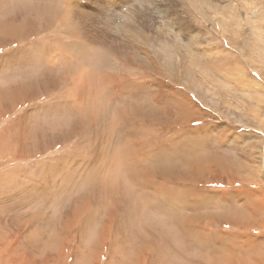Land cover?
<instances>
[{
  "label": "rangeland",
  "instance_id": "obj_1",
  "mask_svg": "<svg viewBox=\"0 0 264 264\" xmlns=\"http://www.w3.org/2000/svg\"><path fill=\"white\" fill-rule=\"evenodd\" d=\"M1 29L0 264H264V0H0Z\"/></svg>",
  "mask_w": 264,
  "mask_h": 264
},
{
  "label": "bare ground",
  "instance_id": "obj_2",
  "mask_svg": "<svg viewBox=\"0 0 264 264\" xmlns=\"http://www.w3.org/2000/svg\"><path fill=\"white\" fill-rule=\"evenodd\" d=\"M11 35V37L13 38V37H19V36H17V32H6V31H4L3 29H1L0 30V38L3 40L4 38H7V36L8 35ZM6 35V36H5ZM181 106V105H180ZM256 110V109H255ZM257 113V112H256ZM187 115H191V113H189V112H187ZM192 117V116H191ZM190 118V117H189ZM263 122V121H262ZM264 124V123H263ZM264 134V133H263ZM189 143V142H188ZM195 145V144H194ZM197 145V144H196ZM190 147V146H189ZM264 147V146H263ZM262 147V148H263ZM178 149V148H177ZM191 149V148H190ZM185 150H187V149H185ZM175 151V150H174ZM183 151V150H182ZM174 154V153H173ZM263 164V166H264V158H263V162H262ZM129 170V169H128ZM249 184V183H248ZM251 185V184H250ZM172 200V199H171ZM173 201V200H172ZM170 203V202H169ZM172 203H174V202H172ZM261 204V203H260ZM260 207H262V208H264V203H262L261 205H260ZM114 212V211H113ZM117 213V212H116ZM116 217H117V215H116ZM115 217V218H116ZM117 219V218H116ZM115 219V220H116ZM120 219V218H119ZM122 219V218H121ZM113 221V220H112ZM117 221V220H116ZM124 222V221H123ZM123 226V225H122ZM121 227V226H120ZM135 227V226H134ZM144 227H146V226H144ZM124 228H126L125 227V225H124ZM127 228H128V226H127ZM130 228V227H129ZM142 228V227H141ZM106 229H109V228H106ZM122 229V228H121ZM144 229V228H143ZM129 230V229H128ZM133 230V229H132ZM142 230V229H141ZM118 231H119V229H118ZM129 231H131V230H129ZM142 231H146V230H142ZM142 231H141V233H142ZM150 231V230H149ZM17 232V231H16ZM122 232H123V230H122ZM147 232V231H146ZM125 233H126V231H125ZM130 233H133V232H130ZM149 233V232H148ZM152 233V232H151ZM120 234H121V231H120ZM147 234V233H146ZM150 235V234H149ZM140 236V235H139ZM143 236V235H142ZM101 237V236H100ZM108 237L109 236H107V237H105V240H107L108 239ZM143 238V237H142ZM135 239V238H134ZM137 239V238H136ZM140 238H138L137 240H139ZM104 240V241H105ZM145 241H147V240H145ZM136 242V241H135ZM138 242V241H137ZM143 242V241H142ZM100 243V242H99ZM145 244V243H144ZM100 245V244H99ZM100 250L99 251H101V246H100V248H99ZM97 253H99L98 251H96ZM140 253V252H139ZM218 255V254H217ZM219 256H221V255H219ZM218 256V257H219ZM212 257H214L215 258V256H212ZM214 258H213V260H214ZM224 258V257H223ZM210 258L208 257V260H209ZM212 259V258H211ZM224 259H226V257L224 258ZM212 260V261H213ZM227 260V259H226ZM210 261V260H209ZM214 261H219V260H214ZM139 262V261H138ZM220 262V261H219ZM221 262H223L222 260H221ZM227 262V261H226ZM207 263V262H206ZM211 263H213V262H211ZM214 264V263H213ZM218 264V263H217ZM222 264V263H221ZM224 264V263H223ZM226 264H228V262L226 263Z\"/></svg>",
  "mask_w": 264,
  "mask_h": 264
}]
</instances>
